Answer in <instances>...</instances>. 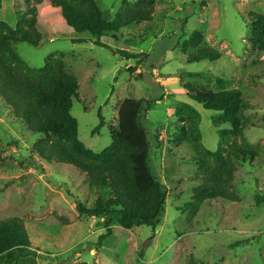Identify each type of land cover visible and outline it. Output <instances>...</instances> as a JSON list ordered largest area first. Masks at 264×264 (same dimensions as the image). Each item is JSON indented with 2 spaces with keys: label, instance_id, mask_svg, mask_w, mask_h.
Here are the masks:
<instances>
[{
  "label": "rangeland",
  "instance_id": "1",
  "mask_svg": "<svg viewBox=\"0 0 264 264\" xmlns=\"http://www.w3.org/2000/svg\"><path fill=\"white\" fill-rule=\"evenodd\" d=\"M94 1L112 19L123 0ZM153 2L150 20L115 34L51 35L39 24L42 36L36 47L13 44L31 68L43 67L51 55H63L66 71L78 83L70 113L79 140L94 152L109 145L122 99L149 101L142 120L148 164L167 190L155 228L113 226L102 244L95 245L104 229L97 217L79 215L75 204L91 207L96 193L74 167L42 161L32 148L40 135L14 119L0 98V221L22 220L32 248L43 256L39 264H185L190 256L197 264H264V52L252 51L246 40L248 14H264V0ZM24 9L23 0H0V20L14 26ZM193 33L200 36L198 43L184 47ZM203 41L220 58L187 63ZM217 79L223 88L238 89L247 103L242 137L258 155L246 157L236 169L237 199H207L189 206L201 180L193 150L176 138L179 119L174 114L182 103L192 105L200 115L201 146L209 151L227 147L219 130L228 132L230 126L215 127L212 118L219 114L193 102L183 89L189 82L198 90H218ZM100 118L103 124L92 134ZM227 132L228 142H239Z\"/></svg>",
  "mask_w": 264,
  "mask_h": 264
},
{
  "label": "trees",
  "instance_id": "2",
  "mask_svg": "<svg viewBox=\"0 0 264 264\" xmlns=\"http://www.w3.org/2000/svg\"><path fill=\"white\" fill-rule=\"evenodd\" d=\"M25 9L14 26L0 20V98L11 110L14 119L23 121L40 138L33 145L34 153L47 163L67 164L84 175L89 190L96 198L91 207L75 204L79 215L95 216L104 233L95 245L111 234V227L130 230L140 225L155 226L160 222L167 197L165 185L149 167V141L143 124L144 113L151 105L145 99L124 98L117 109V125L110 132L111 141L104 149L94 152L78 138V124L71 116L72 99L77 95L78 83L68 73L63 55H51L41 68H31L16 53L13 44L25 42L36 47L41 40V26L49 34L88 33L97 38L115 34L121 28L148 21L153 12V0L121 2L112 19L103 16L94 0H23ZM246 40L252 51L264 52V14L249 12ZM195 34V35H194ZM200 36L189 35L187 44L196 45ZM73 38L72 42H84ZM97 45L105 46L97 41ZM122 56H128L120 52ZM220 58L219 52L205 41L189 54L187 63ZM218 90H198L189 82L183 89L188 97L202 108L219 114L212 118L219 128L228 124V132L219 130L227 147L209 151L201 146L199 112L190 104L182 103L175 111L179 119L176 138L183 139L193 150L200 174V184L192 190L195 206L207 199H237L234 192L235 172L246 157L258 155L242 137L246 120L243 111L247 103L238 89L222 87ZM146 104V105H144ZM182 121V122H181ZM92 130L96 133L102 126ZM226 132L239 137V142H228ZM186 137H183V135ZM202 147V150L198 149ZM237 244V243H236ZM232 246V245H231ZM19 218L0 221V264H38L37 254ZM45 258V256H44ZM185 264H197L189 257Z\"/></svg>",
  "mask_w": 264,
  "mask_h": 264
},
{
  "label": "water",
  "instance_id": "3",
  "mask_svg": "<svg viewBox=\"0 0 264 264\" xmlns=\"http://www.w3.org/2000/svg\"><path fill=\"white\" fill-rule=\"evenodd\" d=\"M31 162H32L33 164H35V162H34L33 160H31Z\"/></svg>",
  "mask_w": 264,
  "mask_h": 264
},
{
  "label": "crops",
  "instance_id": "4",
  "mask_svg": "<svg viewBox=\"0 0 264 264\" xmlns=\"http://www.w3.org/2000/svg\"><path fill=\"white\" fill-rule=\"evenodd\" d=\"M39 264V263H38Z\"/></svg>",
  "mask_w": 264,
  "mask_h": 264
}]
</instances>
